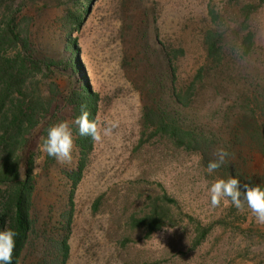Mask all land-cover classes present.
Returning <instances> with one entry per match:
<instances>
[{
  "label": "rangeland",
  "instance_id": "rangeland-1",
  "mask_svg": "<svg viewBox=\"0 0 264 264\" xmlns=\"http://www.w3.org/2000/svg\"><path fill=\"white\" fill-rule=\"evenodd\" d=\"M60 2L63 0L48 1L46 10L36 3L26 11L30 37L44 53H60L68 42L60 24L65 9L57 6ZM246 4L257 6L248 17ZM210 8L220 14L218 26L226 32L229 58V48L241 45L237 42L240 35L255 33L260 59L237 65L233 74L240 72L264 85V2L260 0H93L91 13L73 38L78 40L91 89L99 96V125L101 129L112 124L116 127L111 136L95 142L76 188L63 174L64 169L79 166L81 155L76 145L71 164L56 161L47 167L46 153L40 150L42 141L38 143L36 152L42 163L34 172V231L20 264H38L44 255L41 236L52 232L69 235L68 264H264V224L257 222L247 205L237 216L230 212L233 205L228 199L218 207L211 206L208 188L218 176L207 173L199 153L177 148L167 139L154 138L138 147L142 116L152 103L145 80H153L157 86L155 75L146 71L149 61L143 57L149 51L160 57L158 38L167 47L183 49L176 61L177 87L185 88L206 63L204 33L215 26ZM145 15L148 24L143 23ZM142 31L150 49L141 47ZM59 84L67 87L62 79ZM222 84L218 92L212 85L199 91L185 115L218 130L227 92L234 93L230 103L240 89L234 83ZM260 122L264 124V117ZM247 159L251 173L264 174V153L252 150ZM165 195L174 202L168 203L172 218L163 229L147 237L145 228H133L131 217L145 209L149 196ZM69 210L73 212L70 223L62 217ZM220 218L231 226L217 224L196 243L200 229Z\"/></svg>",
  "mask_w": 264,
  "mask_h": 264
},
{
  "label": "trees",
  "instance_id": "trees-1",
  "mask_svg": "<svg viewBox=\"0 0 264 264\" xmlns=\"http://www.w3.org/2000/svg\"><path fill=\"white\" fill-rule=\"evenodd\" d=\"M48 1L0 0V230L8 227L17 233L12 264H20L21 253L34 231L36 178L33 162L38 158L36 147L41 138L46 137L49 126L67 120L72 127L81 159L77 168L64 169L63 174L73 188L81 182L86 159L95 147L91 137L80 136L78 127L72 123L80 114L82 103L88 106L90 120L96 119L98 113L99 96L91 89L78 40L73 38L91 13L93 0H84L76 8L73 5L79 0H63L57 5L65 6L60 24L65 29L68 42L60 53L55 54L44 53L34 46L30 37V15L26 13L36 3H41L37 6L46 10ZM256 7L246 4V16H250ZM209 13L215 26H210L204 33L206 63L197 70L194 79L185 88L177 87L176 61L184 54L183 49L167 47L158 38L156 45L160 57H153L151 51L143 57L149 61L146 71L150 69L155 75L157 86L155 81L145 80L152 103L142 116L143 131L138 147H143L154 138L167 139L177 148L199 153L205 170L209 160L214 158L215 150L223 147L229 156L213 172L214 176L223 179L232 176L238 178L241 184L264 188V174L251 173L247 159L252 150L264 153V124L260 122L264 117V85L258 79L249 80L240 72L235 76L233 74L238 69L237 65L254 58L259 60L261 52L255 43V33L248 31L239 36V47L233 45L229 48V58L226 32L222 26H218L220 14L214 8H210ZM148 21L149 17L145 15L143 23L148 24ZM153 23L156 24L155 21ZM141 40L144 41L141 47L150 49L143 31ZM150 60L160 68L157 69ZM60 79L66 81L65 89L60 86ZM222 82L234 83L240 89L230 103L228 101L234 93L227 92L224 102L227 107L220 108L223 120L218 130L203 126L185 115L186 110L194 105L199 91L212 85L218 92ZM55 163L56 160L46 154V166ZM148 201L143 211L131 217V225L133 228H145L147 237H151L172 218L168 203L174 200L165 195L149 196ZM70 203L73 207L72 194ZM230 212L239 215L234 206ZM72 216V210L62 214L68 223ZM230 223L225 218L213 221L200 229L196 243L205 239L215 225L228 227ZM41 238L44 255L38 264H68L71 254L68 234L52 232Z\"/></svg>",
  "mask_w": 264,
  "mask_h": 264
},
{
  "label": "clouds",
  "instance_id": "clouds-1",
  "mask_svg": "<svg viewBox=\"0 0 264 264\" xmlns=\"http://www.w3.org/2000/svg\"><path fill=\"white\" fill-rule=\"evenodd\" d=\"M89 117L88 106L82 103L80 114L72 121L78 127L80 136L91 137L95 143L101 141L102 137L113 134L115 124L101 129L99 117L92 120ZM41 140L40 150L42 152L54 158L61 165L71 164L75 144L69 121H60L49 126L46 137H42ZM213 156L214 158L210 159L206 166V171L210 175L225 163L229 153L223 147H218ZM41 163L39 158L34 160V172L39 171L38 166ZM208 194L212 207H218L222 200L230 199L238 211H242L247 205V208L255 215L257 222L264 224V188L259 185L241 184L238 178L232 176L227 179L217 178L211 182ZM166 230L172 231L170 228ZM16 235L17 233L12 228L6 227L0 230V264H12Z\"/></svg>",
  "mask_w": 264,
  "mask_h": 264
}]
</instances>
